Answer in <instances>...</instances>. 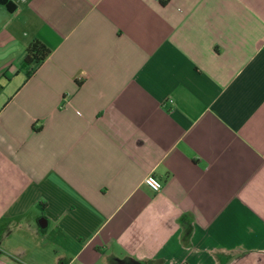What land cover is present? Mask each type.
I'll list each match as a JSON object with an SVG mask.
<instances>
[{"label":"crops","instance_id":"obj_1","mask_svg":"<svg viewBox=\"0 0 264 264\" xmlns=\"http://www.w3.org/2000/svg\"><path fill=\"white\" fill-rule=\"evenodd\" d=\"M9 1L0 264H264V0Z\"/></svg>","mask_w":264,"mask_h":264},{"label":"trees","instance_id":"obj_2","mask_svg":"<svg viewBox=\"0 0 264 264\" xmlns=\"http://www.w3.org/2000/svg\"><path fill=\"white\" fill-rule=\"evenodd\" d=\"M0 3L5 5L10 11L15 8V5L9 0H0ZM50 52V49L40 41H33L26 49L23 60L24 67L41 64L50 55Z\"/></svg>","mask_w":264,"mask_h":264},{"label":"built area","instance_id":"obj_3","mask_svg":"<svg viewBox=\"0 0 264 264\" xmlns=\"http://www.w3.org/2000/svg\"><path fill=\"white\" fill-rule=\"evenodd\" d=\"M144 184L154 192L160 191L163 187L162 181L152 174L145 177Z\"/></svg>","mask_w":264,"mask_h":264}]
</instances>
